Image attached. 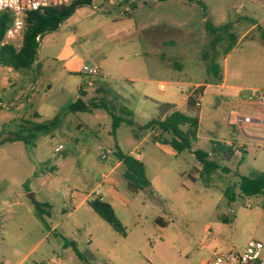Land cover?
I'll return each mask as SVG.
<instances>
[{
  "label": "rangeland",
  "instance_id": "1",
  "mask_svg": "<svg viewBox=\"0 0 264 264\" xmlns=\"http://www.w3.org/2000/svg\"><path fill=\"white\" fill-rule=\"evenodd\" d=\"M200 1L204 7L186 0H134L131 15L103 0L77 9L62 22V30L75 33L70 47L84 65L89 60L106 74L103 80L89 77L96 80L87 86L86 97L79 95L77 87L82 81L86 84L87 77L67 72L66 61L60 59L67 41L58 32L42 36L31 69L13 70L0 64V141L19 135L29 140V144L0 145V264H18L24 258L21 264H201L215 248L241 251L250 240L264 246V197L244 196L238 185L240 176L256 177L264 170V124L251 121L259 118L258 111L247 113L251 120L243 122L242 128L233 120L230 137L227 123L234 110L230 103H236V98L228 89L212 86L204 94L200 113L182 107L191 116L200 114L191 150L174 153L167 135L161 139L142 128L162 116L146 94L181 102L196 83L211 82L208 66H223L227 54L229 69L239 75L243 86H264V5L259 0ZM99 3L103 11L92 8ZM210 24L230 27L217 47L210 43L214 37L207 28ZM253 24L258 26L252 28ZM215 52L220 55L212 56ZM174 63L182 64L183 70ZM159 82L167 83L165 92ZM101 88L106 90L101 97L113 101L118 115L122 107L133 113L122 116L134 124L122 123L115 135L105 110L69 111L77 97L87 103ZM79 122L85 124L81 129ZM227 138L245 144V152L243 148L232 155L226 149L212 151L213 146L225 145ZM116 146L138 155L146 175L152 178L159 173L167 187L163 193L153 189L135 193L127 188L123 165L111 172L117 194L111 196L107 187L102 188L107 201L116 211L128 212L129 226L137 222L132 211H142L143 219L147 218V237L142 244L138 239L133 242V253L126 259L122 251L113 253L117 247L112 242L91 245L85 224L95 228L101 220L89 203L76 208L101 172L113 168L112 154L106 160L100 155ZM196 150L209 152L220 168L202 174ZM68 188L73 200L66 195ZM229 188L236 193L234 202L225 196ZM29 193L35 194L38 205ZM156 216L171 221L164 237L175 247L161 244L162 232L153 224ZM58 239L67 245H59Z\"/></svg>",
  "mask_w": 264,
  "mask_h": 264
},
{
  "label": "trees",
  "instance_id": "2",
  "mask_svg": "<svg viewBox=\"0 0 264 264\" xmlns=\"http://www.w3.org/2000/svg\"><path fill=\"white\" fill-rule=\"evenodd\" d=\"M165 1V0H159ZM188 2H199L200 0H186ZM91 0H78L69 6H57L46 7L39 11L28 12L25 19V31L19 47L14 45H0V64L13 69V70H29L36 64V56L39 49V42L36 41L37 36H42L46 33L55 32L58 30L61 23L69 18L77 8L90 5ZM204 7V5L201 3ZM208 23V22H207ZM12 24V15L9 11H3L0 13V43L3 39L5 31ZM210 33L214 36L211 40L212 46L216 44V47L222 42V34L226 32L230 27L229 25L223 26H207ZM261 36L264 40V29H261ZM230 46L228 51L231 50ZM218 56L220 53H213L212 56ZM209 72H215L218 70L216 64L212 63L208 66ZM204 87L200 86L194 89L187 98V111H194L199 113L200 107L196 105L197 97L202 94ZM96 109L105 110L112 118V135H115L116 130L122 123L133 125L134 123L126 119L131 117L133 113L126 107L121 108V114H117V107L113 101L107 97H95L85 103L81 98L77 99L69 106V111L72 113L77 112H92ZM37 128L42 129L43 126ZM144 130L152 131L156 137L162 139L163 135L169 137L168 143L177 153H181L186 150H191L193 143L197 140L198 128H199V114L191 116L188 112L179 110H173L163 119H153L147 122L143 127ZM23 141L29 144L28 137L19 135L15 137L7 138L0 141V145L7 142ZM228 150L231 153V148L224 144L213 146V152H219ZM195 157L198 159L202 166V174L210 175L220 168L219 164L210 159V153L202 150L194 151ZM113 160L121 162L125 167L123 177L127 181V188L135 193L139 191L149 189L151 190V181L146 175V166L138 158L124 153L119 146H116L112 150ZM227 170L224 168V171ZM239 189L244 196H257L262 195L264 197V170L261 171L256 177L240 176L238 179ZM234 188V187H233ZM233 188H229L225 191V196L230 202H234L236 199V193ZM152 192V191H151ZM92 210L109 226L120 234L126 233L125 226L121 223L117 217L113 207L106 201H100L98 199L88 201ZM65 245V244H64ZM75 253L81 257L79 251L76 248L75 243H70Z\"/></svg>",
  "mask_w": 264,
  "mask_h": 264
},
{
  "label": "crops",
  "instance_id": "3",
  "mask_svg": "<svg viewBox=\"0 0 264 264\" xmlns=\"http://www.w3.org/2000/svg\"><path fill=\"white\" fill-rule=\"evenodd\" d=\"M126 1L127 0H124L121 4L112 5V6H113V8L123 9V12L125 14L131 15L132 14L131 8H133V6H135L136 4L134 5V0H131L129 7H127L128 4L126 3ZM92 2H93V0H91V4H92ZM93 6L101 7V9L97 10V11H103V7L100 3L97 5L96 4L92 5V8H93ZM79 8H81V7H79ZM79 8H77V9H79ZM70 18H72V15L69 18H67L65 20V22L70 20ZM62 26H63V24L61 23L58 30H56L55 32H58L56 34H60V35L63 34L62 36L65 35V39L67 41L66 44L64 45L63 50H62L63 55L60 57L61 60L64 59V61H66L65 62V70L69 73L79 74L81 76H86L85 74L82 73V70L85 66H87L89 64L92 65V64L88 60L86 62V64L84 65L83 60L79 56V54H76V52L71 49L70 46L73 43L74 39L76 38L75 33L74 32H66V31H64V29L62 30ZM256 26H258V25L253 24L252 28H255ZM60 27H61V29H60ZM126 29H129V28H126ZM246 33L247 32H245L241 36V38L244 37L246 35ZM40 40H41V38H40ZM229 56H230V54H227L225 56L223 66L220 67L219 65L216 64L218 67V70L215 72H213V71L211 72V73H213V77L210 78V80H211L210 83H202V82L196 83L194 88L188 94H186L183 101H181V102H173V101H169V100H163L161 98H156L155 96H152L151 93L146 94L145 96L152 99L156 103V106L162 110V116L159 118H154V119H163L168 114H170L173 110H179V111L186 112L185 110L187 108L188 95L194 89H196L200 86L204 87L202 97H201V102H200V109H201L203 106L204 94H205L207 88L213 86V87H216L219 89H228L230 96L234 95L236 98V103H233V104L230 103V105L234 107V110H233L232 114L229 115V118H228L227 128H228L229 132L227 135H229L231 137L230 130L234 128L233 120L238 122L241 128H242L243 122H249V121H245L246 117H248L249 120H251L250 116L247 114L249 111H253V110L258 111V117L259 118L254 119V120L252 119L251 121H255L257 123L264 124V113L261 112V111H263V108L261 107L262 105L248 104L241 97V90L242 89H245V88L264 89V86H259V84H253L251 86H243L239 75L237 74L235 77V74H233L232 71L229 69V65H228ZM96 66H98V65H96ZM174 66H175V68H177V70H183V68H184L183 65L179 64V63H174ZM98 67L100 68V66H98ZM105 76H106V74H104V70H102L100 68V73H99L98 77H95V78L99 79V80H103ZM86 77H87V81H89L88 79H90V78L88 76H86ZM95 78H94V80H92V82L96 80ZM87 83L85 84V81H82V82H80L79 86L77 87V90H78V93L80 96L86 97L88 95L87 86H91L92 84L87 85ZM175 83L178 84L180 82L176 81ZM166 85H167L166 82H159V89L165 92L167 90ZM105 92H106V90L104 88L96 89L95 95H93L91 99H93L95 97H101V95H103ZM164 95H166V94H164ZM77 99H79V98L77 97L75 100H73V102H75ZM183 106H184L185 110H183L184 109V108H182ZM181 108H182V110H181ZM84 125L85 124L83 122H79L77 124V127H78V129H81ZM199 125H200V116H199ZM223 143H225V145L228 146V148H231V153H230L231 155L237 154V149H239V148L240 149L243 148L244 152H245V144L240 143L235 138L234 139L233 138H227L226 140L224 139ZM172 150L174 153H177L174 149H172ZM219 152H222V151H219ZM136 158H139V156L137 155ZM113 164H114V166L110 171L101 172V174L99 176V180H97V183H96V185L92 191L97 189V187L100 185V182L102 181V175L103 174H105V173L111 174V172H113V170L116 167L122 166L121 162H116L115 160H113ZM148 178L151 181V189L155 190L158 193H163V192L167 191V187L161 181L159 173H156L155 176L152 178L151 177H148ZM116 185H117V182L114 178H112V176L102 185L101 195L104 197L106 202H108V201H107L106 197L104 196L105 194L103 193L102 188L107 187L106 193L111 195V196H114L117 194ZM66 195L69 198V200L74 199V197L72 195H69V194H66ZM84 203H88V201L86 200V195L84 197H82V199L80 200L78 205H76V208H79ZM108 203H110V202H108ZM70 206H72V205H70ZM111 206L113 207V209H114L117 217L121 221V223L125 226V228H126L125 234L122 235V234L116 232L115 230H113L109 226V224L107 222L103 221L95 212L94 213L98 216V218H100L101 221H99V222L96 221V227L95 228L92 227L88 222H86L87 224H85V228L90 233V237L92 239L91 245H93L96 241L101 242L103 244H104V242L106 243V241L112 242V244H114L117 247V250L113 253L117 254V253L122 251L124 258L126 259V258L130 257V254L133 253L132 248H135V244H134L135 242L134 241L138 239L140 244H142V242L144 241V238L147 237V234L145 233V230H144L145 229V222L147 221V218L144 216V219H143L142 211H132V214H133V216L137 222L133 226H129L130 216H129L128 212L127 211H116V208L112 204H111ZM153 219H154L153 224H154L156 230H158L159 233L162 232V236H160L161 244H168L170 246L172 245V247H175L174 244H171V242L169 240H167L166 237H164V232L171 225V221L164 220L160 216H156ZM134 232H135V234H134ZM49 235H50V232L46 234L45 238ZM54 238H57L56 235ZM60 238H62V237H60ZM58 243H59V245H62V246L67 245V242L64 239H58ZM109 246H112V245H109ZM140 247L141 248H139V249H142V250L145 249L141 245H140ZM111 256L113 257V254ZM112 257L109 261L112 260ZM23 260H21V261H23ZM21 261L18 264H21L22 263ZM47 264H54V261H50ZM103 264H106V263L104 262Z\"/></svg>",
  "mask_w": 264,
  "mask_h": 264
},
{
  "label": "built area",
  "instance_id": "4",
  "mask_svg": "<svg viewBox=\"0 0 264 264\" xmlns=\"http://www.w3.org/2000/svg\"><path fill=\"white\" fill-rule=\"evenodd\" d=\"M78 0H0V13L3 11H9L12 15V24L5 31L3 39L0 43L1 46L14 45L19 47L24 37L25 31V19L28 12L39 11L46 7H57V6H69ZM111 5H119L124 0H104ZM264 5V0H259ZM126 3H131V0H127ZM95 10H100L101 7L93 6ZM37 42H40V36L36 38ZM82 73L86 76L92 78L98 76L100 73V68L94 65H87L83 68ZM92 84V79H90L87 85ZM202 94L197 97L196 105L200 107ZM241 97L248 104L264 105V89H251L245 88L241 90ZM245 121H249L246 117ZM108 154H112V151L102 153L100 155L101 160H106ZM111 177L110 173H105L102 175V181L100 185L94 191L87 193L86 200H100L105 201L104 197L101 195L102 185ZM67 194H70V189L66 190ZM209 228H207L208 231ZM210 239L213 237L210 236ZM263 244L257 240H250L246 246L241 251H225L218 248L212 249L210 258L208 260H203L201 264H264V254H263ZM47 264V263H42Z\"/></svg>",
  "mask_w": 264,
  "mask_h": 264
},
{
  "label": "water",
  "instance_id": "5",
  "mask_svg": "<svg viewBox=\"0 0 264 264\" xmlns=\"http://www.w3.org/2000/svg\"><path fill=\"white\" fill-rule=\"evenodd\" d=\"M28 198L32 201V203H33L34 205H38V202H37L36 199H35V194H34V193H29V194H28Z\"/></svg>",
  "mask_w": 264,
  "mask_h": 264
}]
</instances>
